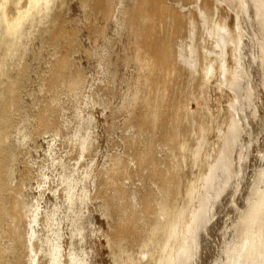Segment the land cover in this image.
<instances>
[{
  "label": "bare ground",
  "instance_id": "obj_1",
  "mask_svg": "<svg viewBox=\"0 0 264 264\" xmlns=\"http://www.w3.org/2000/svg\"><path fill=\"white\" fill-rule=\"evenodd\" d=\"M71 1L0 0V264H77L79 260H69L76 254L73 244L64 239V231L73 226L70 239L84 238L79 205L91 195L101 199L100 208L111 230L106 234L114 264H191L200 244L199 231L209 220L212 190L217 197L235 176L233 153L242 123L238 105L244 99L240 91L245 89L242 96L249 104L253 93L245 83L249 75L243 63L242 21L251 3L256 7L253 16L264 43V0H80L89 23L98 22L99 13L108 16L107 21L114 19L116 32L105 33L111 46L118 32L130 36L127 64L134 67L139 81L135 79L136 88L123 98L116 112L125 117L118 146L122 149L107 162L99 158L83 165L87 168L83 167V178H77L81 173L76 177L75 170L68 173L61 156H52L57 160L56 172L62 168L58 175L64 187L53 208L31 211L27 216L22 189L13 186L16 176L11 160L29 146L35 134L52 127L60 93L82 89L81 70L75 58L71 59L76 46L68 40L64 27ZM97 22L90 30L104 33ZM46 46L54 48L56 55L52 66L49 63V81H45L53 100L49 103L43 96L46 105L38 113L36 131L20 129L17 141L11 140L8 119L20 108L28 58L37 59L36 47L43 51ZM62 50L67 51L64 54ZM107 68L105 86H100L99 92L115 79L113 69ZM101 95L91 102L104 103ZM214 98L220 105L215 110L210 105ZM192 102L197 103L195 112L190 108ZM86 114L78 118L68 139L71 154L76 152L81 160L94 152L102 135ZM193 136L194 145L189 148L187 142ZM49 149L51 155L55 153L54 148ZM189 157L201 173L189 182L188 199L181 207L177 203L180 172ZM96 168L101 170V191H96ZM258 178L227 246L228 264H264V171ZM39 195L38 202L44 198ZM58 214L63 216L58 218ZM137 218L141 224L138 231ZM136 235L142 243L140 257L131 250ZM5 237L13 242V261L4 260L8 250L2 241ZM82 261L91 264L89 258Z\"/></svg>",
  "mask_w": 264,
  "mask_h": 264
},
{
  "label": "rangeland",
  "instance_id": "obj_2",
  "mask_svg": "<svg viewBox=\"0 0 264 264\" xmlns=\"http://www.w3.org/2000/svg\"><path fill=\"white\" fill-rule=\"evenodd\" d=\"M249 7L251 8L249 10L250 13L248 12V15L244 17L245 20L243 19L242 21L245 25H243V36L245 37L243 44V63L249 75V79L245 83H249L250 88L252 87L251 91H253L252 100H250L252 102L251 104L247 103L249 101L242 96L245 89H242L243 92L240 91L242 93L240 95L244 99H241L238 105V111L242 118L241 134H239L240 138L238 137L239 140L236 142L237 146L233 153L235 160L233 173L235 176L217 197L213 196L215 189L212 190L211 201L214 202L207 216L209 220L199 231L200 244L197 255L191 264H228L225 253L227 246L234 239L235 227L241 219V214L247 209L249 200L252 198L250 197L252 196L251 193H253L254 186L259 179L258 177L264 171V62L261 60L263 57L264 43L259 34V22L253 16V14L255 15L254 10L256 11V7L254 5L252 6L251 3H249ZM99 15L96 19L99 23L97 21H94V24L89 23L85 18L80 0H72L70 2L64 18V23L66 22L64 27L68 31V40L76 46L73 49L75 51L72 53L71 59L75 58L81 70L83 82L80 88L82 89H78L75 92L71 89H65L60 93L58 97L60 103H57L59 105L56 107V117L52 127L48 132L42 131L40 134H35L36 136L30 142L29 146L27 145L22 151H18L17 155L11 160L12 171L14 170V176H16L13 179V186L16 185L19 190L22 189L21 191L23 192L27 205L25 208L27 216L36 210L46 212L48 208H53L52 205L58 201H56V196H59L61 189L64 187L58 175L62 171V168L60 167L56 172L58 164L56 162L57 160H53L52 156L54 158L61 156V159L68 164L66 167L67 172L71 173L75 170V173L73 172L74 175L77 177L81 173L77 178H83L85 176H82V174H85L83 170L90 164L89 162L96 161L99 158L103 159L102 163L103 161L107 162L122 149V147L118 146L119 143H122L121 138L123 136L122 130L124 128L123 123L125 122V117L122 113L116 112L120 108L119 106H121L123 98L129 96L136 88L137 83L133 84V82L135 79L139 81V78L135 77L138 73L134 71V67L128 66L127 64L126 55L129 53L130 36H127L125 32H122V34L121 31L118 32L119 37L117 36L116 38V46L115 44L111 46V42L107 41L105 33L114 35L118 26H116L114 19L107 21L108 16L102 15V13H99ZM96 22L98 23L97 26L102 27V29L104 28V33H97L90 30L89 27L91 24L96 25ZM38 47H36L35 51L38 54L37 59H33L32 57L28 58L27 71L22 78L21 92L18 99L20 108L14 114L12 113L13 115L11 114V119H8L9 127L7 132L11 136V140L14 141H17L15 140L17 136L18 138L21 136L17 134L20 129L34 132L39 128L40 120L38 119V113L46 105V102L42 100L43 96L47 98L49 103L53 100L49 98L51 94L46 92L48 90L46 89L47 85L49 84L46 82L49 81L48 78L50 76L48 69L50 70V64L54 62L56 57L55 49L51 46H49L50 48L46 46L42 51L41 47ZM62 51L65 54L67 50ZM105 54L107 57L104 58ZM102 58L103 60H101ZM102 64H104L105 69H103ZM107 67L113 69L112 71L116 74L115 79L109 86L111 89L109 87L107 89L103 87L99 92L100 86H105L103 80L105 78L104 74L108 70ZM104 70L105 72H102ZM45 85L46 87H44ZM101 91L104 93H102L103 95L100 94ZM98 93L103 96L104 103L96 104L95 101L91 102L94 97L98 98ZM230 93L228 91L229 95ZM77 97H79L78 100H76ZM210 105L215 110L216 105H219L217 98L211 100ZM223 105L225 106L227 103L224 102ZM42 107L43 109H41ZM190 108L191 111L194 110L195 112L197 103L192 102ZM86 113L90 115L91 125H95V128L98 126L102 135L99 139L100 142L96 140L98 142L95 144L94 152L88 154L86 160H81L78 158L76 152L73 151L71 154L68 139L71 137L70 134H72L71 128L76 125L78 118L86 117ZM92 119H95V124ZM21 130L20 132L22 133ZM193 139H195V136L187 142L189 148H192L194 145L192 144L193 141H191ZM51 147L55 149V153H52V155L49 149ZM186 154L190 156L189 152H186ZM188 159L189 163L187 161L182 168L183 170L180 172L182 183L179 186L177 200L180 206L185 205L187 202L189 182L196 177H200L201 173L197 170L198 168L193 166L191 158L189 157ZM77 169L79 170L76 171ZM95 171L94 178H97H95L97 180L95 184L96 191L97 189L101 191V170L100 168H96ZM77 172H79L78 175ZM197 172H199V176ZM139 179L137 178L136 180ZM23 181H26L27 185H24ZM214 185L217 191H219L220 187L218 182H215ZM40 193L44 195V198L38 202ZM90 197V199H87L79 205L80 215L82 216L79 224L84 228L83 233L86 237L83 235V239L77 237L75 240H72L70 238L74 227L68 226L65 228L64 239H67L70 244H73V253L76 254V256L74 255L69 260H79L77 264H86L82 260L89 258L91 264H114L107 238L108 232L111 230L108 226L109 223H107V217L102 213V209L100 208L101 199L98 195H91ZM196 201L197 199L193 201L192 205L195 206L194 203ZM59 215L61 217L63 216L62 214H58V218H60ZM136 222L138 224L136 226L138 231L141 229L138 218ZM132 237H134V239L132 238L134 242L131 245V250L135 257L136 254L140 257L142 246L139 240L140 235ZM2 241L3 245L8 249L5 250L4 260L10 259V261H13V242L6 237ZM21 264L29 263L23 262ZM152 264H155V262H152Z\"/></svg>",
  "mask_w": 264,
  "mask_h": 264
}]
</instances>
